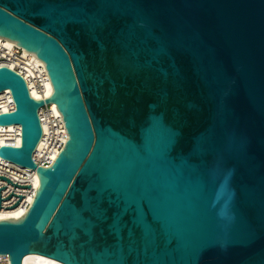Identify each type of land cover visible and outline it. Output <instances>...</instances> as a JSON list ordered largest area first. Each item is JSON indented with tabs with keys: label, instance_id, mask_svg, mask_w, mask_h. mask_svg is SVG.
Returning <instances> with one entry per match:
<instances>
[{
	"label": "water",
	"instance_id": "water-1",
	"mask_svg": "<svg viewBox=\"0 0 264 264\" xmlns=\"http://www.w3.org/2000/svg\"><path fill=\"white\" fill-rule=\"evenodd\" d=\"M0 38L53 87L0 67L22 128L0 157L40 181L0 220L9 264H264V0H0ZM46 104L68 135L50 166Z\"/></svg>",
	"mask_w": 264,
	"mask_h": 264
},
{
	"label": "built area",
	"instance_id": "built-area-1",
	"mask_svg": "<svg viewBox=\"0 0 264 264\" xmlns=\"http://www.w3.org/2000/svg\"><path fill=\"white\" fill-rule=\"evenodd\" d=\"M0 67H9L21 74L36 99L45 100L51 96L52 93L48 95L51 81L44 63L15 43L2 38H0ZM4 106L8 109L5 110ZM14 110L15 104L11 92L6 90L0 94V114ZM39 114L44 130L43 150L35 154V160L38 165L50 166L63 149L68 135L63 117L53 104H46L40 109ZM20 138L22 142L21 126L0 125V148L5 145L18 147L21 144L3 143L2 140L10 141ZM39 183V176L35 170L21 168L7 160H1L0 212H12L19 209L27 211ZM9 262L8 257L0 256V264H9Z\"/></svg>",
	"mask_w": 264,
	"mask_h": 264
},
{
	"label": "bare ground",
	"instance_id": "bare-ground-1",
	"mask_svg": "<svg viewBox=\"0 0 264 264\" xmlns=\"http://www.w3.org/2000/svg\"><path fill=\"white\" fill-rule=\"evenodd\" d=\"M53 92V87L50 84L49 85V89H48V95H50ZM55 109L58 110L57 106L55 104H53ZM4 109L7 110L8 107L4 106ZM59 111V110H58ZM3 143H12V144H21V138L18 140H2ZM43 141H41L37 153L39 154L42 150H43ZM37 157V155H36ZM38 158V157H37ZM1 160H5L2 157H0V161ZM38 160V159H37ZM38 185V182H37ZM31 201H32V197H31ZM26 211L24 209H19V210H15L12 212H0V220L1 219H9V218H19L21 217ZM24 264H63L57 260L42 256V255H38V254H29L25 257L24 259Z\"/></svg>",
	"mask_w": 264,
	"mask_h": 264
}]
</instances>
